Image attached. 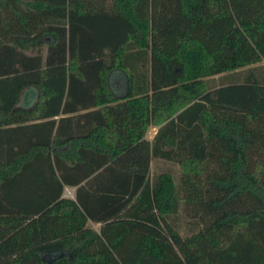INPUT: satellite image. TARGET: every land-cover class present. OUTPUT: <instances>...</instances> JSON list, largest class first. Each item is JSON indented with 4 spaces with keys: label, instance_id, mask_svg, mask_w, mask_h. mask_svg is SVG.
Listing matches in <instances>:
<instances>
[{
    "label": "trees",
    "instance_id": "1",
    "mask_svg": "<svg viewBox=\"0 0 264 264\" xmlns=\"http://www.w3.org/2000/svg\"><path fill=\"white\" fill-rule=\"evenodd\" d=\"M263 61L264 0H0V264H264Z\"/></svg>",
    "mask_w": 264,
    "mask_h": 264
},
{
    "label": "crops",
    "instance_id": "2",
    "mask_svg": "<svg viewBox=\"0 0 264 264\" xmlns=\"http://www.w3.org/2000/svg\"><path fill=\"white\" fill-rule=\"evenodd\" d=\"M216 77H219V76H216ZM112 79H113V77H112ZM113 86L115 88H118L119 90L127 89V86H128L127 78L124 75H119L118 81H115L113 79ZM159 129H160V126H156V125L149 126L148 131L146 133V139L149 141H153L156 134L158 133ZM107 130L110 132H113V134L115 133V130H113V129H107ZM156 164H159V163L154 161L153 165H156ZM160 164H163V163L161 162ZM164 164L166 165L168 163H164ZM75 195H76V187H66L65 192H64L65 197H69V198L74 199ZM88 226L93 228V229H99L100 230L102 227V223L89 221Z\"/></svg>",
    "mask_w": 264,
    "mask_h": 264
},
{
    "label": "rangeland",
    "instance_id": "3",
    "mask_svg": "<svg viewBox=\"0 0 264 264\" xmlns=\"http://www.w3.org/2000/svg\"><path fill=\"white\" fill-rule=\"evenodd\" d=\"M259 65H261V71H262V73H264V61L262 62V63H260ZM260 71V72H261ZM120 73V72H119ZM119 73H115L114 75H113V79L115 80V81H118L119 80V75H121V74H119ZM264 75V74H263ZM219 77H215V78H213V83L214 84H218L219 83ZM161 162H159V164H156L155 165V167H157V168H159V167H162L161 169L162 170H167L168 168H171V170H173V172H175L176 174L177 173H180V168H179V166H177V165H173V164H160ZM159 166V167H158ZM181 226H183V228H185V220H181ZM96 230H99V229H96Z\"/></svg>",
    "mask_w": 264,
    "mask_h": 264
}]
</instances>
